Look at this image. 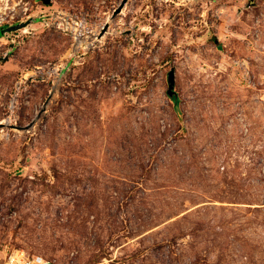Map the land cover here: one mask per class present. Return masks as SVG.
<instances>
[{
	"label": "rangeland",
	"instance_id": "374dc122",
	"mask_svg": "<svg viewBox=\"0 0 264 264\" xmlns=\"http://www.w3.org/2000/svg\"><path fill=\"white\" fill-rule=\"evenodd\" d=\"M121 2L0 0V264H264V0Z\"/></svg>",
	"mask_w": 264,
	"mask_h": 264
},
{
	"label": "water",
	"instance_id": "95a60500",
	"mask_svg": "<svg viewBox=\"0 0 264 264\" xmlns=\"http://www.w3.org/2000/svg\"><path fill=\"white\" fill-rule=\"evenodd\" d=\"M41 1L44 4L48 5V4H50V2L52 0H41ZM126 1L127 0H122V2L116 8V10L114 12V15H116L117 13H119L122 10V8L124 7ZM30 23H31V19H28L26 21H20V22H18L16 24L7 26L6 28L0 30V36H2L5 32L16 31V30H18L20 28H23V27L27 26ZM108 27H109V23H106L105 26H104V31L107 30ZM174 82H175V69L171 68L170 71H169V74H168V83H169V91L170 92L172 91V87L174 86Z\"/></svg>",
	"mask_w": 264,
	"mask_h": 264
},
{
	"label": "built area",
	"instance_id": "2783aa9c",
	"mask_svg": "<svg viewBox=\"0 0 264 264\" xmlns=\"http://www.w3.org/2000/svg\"><path fill=\"white\" fill-rule=\"evenodd\" d=\"M4 264H52L49 259L42 255H27L24 250H14L7 258Z\"/></svg>",
	"mask_w": 264,
	"mask_h": 264
},
{
	"label": "bare ground",
	"instance_id": "6f19581e",
	"mask_svg": "<svg viewBox=\"0 0 264 264\" xmlns=\"http://www.w3.org/2000/svg\"><path fill=\"white\" fill-rule=\"evenodd\" d=\"M91 45H92V43H91Z\"/></svg>",
	"mask_w": 264,
	"mask_h": 264
}]
</instances>
